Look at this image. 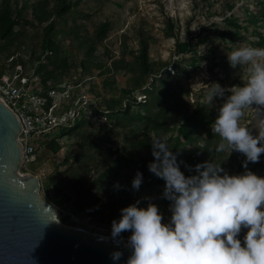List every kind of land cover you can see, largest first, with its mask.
Instances as JSON below:
<instances>
[{
    "label": "rangeland",
    "instance_id": "obj_1",
    "mask_svg": "<svg viewBox=\"0 0 264 264\" xmlns=\"http://www.w3.org/2000/svg\"><path fill=\"white\" fill-rule=\"evenodd\" d=\"M258 2L259 0H80L76 9L78 11V31H73L71 20L68 24L61 23L57 26V39L63 43L62 52L67 56L69 65V70L58 71L60 73L58 85L61 87L60 89H67L71 93V98L69 100H65V98L61 103L59 112L70 106L77 108V102H73L79 98L82 99V102L87 100L88 103L84 104L83 110L90 118L91 125L82 129L84 135L74 133L60 138L62 149L58 153L49 151L41 139L38 144V160L36 163L28 165V168L40 175L42 184L50 176H54L55 181L60 179L62 173L67 171L71 164H74V170L80 171L79 163H74L73 160L80 151V143L83 141V136L87 134L86 131L89 129L94 131L96 138L102 136L106 130V120L101 118L96 111L97 101L104 104L109 97L119 96L120 90L129 86L135 69L130 70L126 64L134 63L141 33L148 38L151 62L159 65H172L181 57L175 52L178 41L193 39L196 42L200 36L206 38V41H203L198 47V52L208 55V58L202 61L199 70L192 72L190 76H185L182 84L175 87L182 90V93L190 90L188 99L192 104L191 107L193 108L197 102L203 104L213 111L215 121L218 108L223 100L219 97L213 98V100L209 99L214 84H219L226 89L232 86H243L248 76L245 67L233 68L230 66L227 53H231L241 46L264 48L252 44V40H255L256 36L253 33V26L247 20L248 16L245 11L246 6L252 10L260 9ZM230 4H234L233 9H229ZM232 13H235L248 27L246 30L248 33L246 31L243 33L247 36L246 38L235 36L231 40L222 36L223 29H231L224 18ZM105 21H110L112 29L104 41L97 42L93 39L94 33ZM169 22L174 24L175 34L173 36L168 35ZM203 27L212 30L204 31ZM25 30L26 33L20 38L19 48L13 57L7 59L5 53H0V71L4 70L3 74H12L13 76L21 71L24 75L33 78L40 89L43 86L41 76L35 72L38 62H30V57L32 54L37 56L42 52L43 26L30 25ZM259 30L264 31V26ZM91 39L93 41H90ZM92 45L95 46L93 53L90 49ZM186 56L190 57V54H186ZM16 59H22L24 62L18 60L16 66L13 67V62ZM123 59L125 62H121ZM117 61H119L118 70L112 68V64ZM83 63L86 66L84 68H82ZM99 63L106 65L100 68L97 66ZM230 94V92H226L225 96ZM137 95L139 99L144 100L145 95L142 92H138ZM92 102H96L93 107ZM262 120H264V110L253 105V107L245 109L241 124L249 127L255 136L258 135L257 127ZM108 127L113 129L111 140L101 142L99 147H95L92 150L95 157L86 159L88 163L94 165L96 159L104 155L109 147L118 148L123 145L126 137H132V132L129 129L115 128L111 124H108ZM170 134L171 132H168L165 136ZM204 139L203 134H200L199 143L184 141L174 153L178 162H181L182 172L189 168L188 162L192 163V159L204 163L206 159L210 158H203L205 157L202 150ZM70 151L72 154L66 161ZM213 154L211 152L210 155ZM223 157L226 162V170L230 175H240L246 171L244 166L242 169L239 168V162L243 161L245 157L242 153L226 149ZM247 169L264 177V154L260 156L259 162L253 163L250 167L247 166ZM21 172L27 173L28 171L21 168ZM97 176L98 172L92 171L83 179L87 181ZM135 176L136 174L125 175L123 172L118 178L112 180V184L106 190L99 191V194L103 196L91 215L87 212L77 215L70 208L64 209V213L71 217L67 225L84 227L92 232L111 235L113 220L118 221L121 218V209L123 208L119 201L125 194L131 197L132 204L139 200V207L146 208L149 202L155 203L163 214V222L168 223L171 218L169 211L171 201L162 198L165 181L157 176H150L148 180L143 179L137 191L132 188ZM71 193L73 199L80 194H76L74 190H71ZM42 195L48 200L43 191ZM100 209H104L106 214L104 223H100V215L97 213L102 211ZM247 231L248 229H242L240 233L239 238L242 242ZM131 234L130 231L123 232L121 239H128Z\"/></svg>",
    "mask_w": 264,
    "mask_h": 264
},
{
    "label": "trees",
    "instance_id": "obj_2",
    "mask_svg": "<svg viewBox=\"0 0 264 264\" xmlns=\"http://www.w3.org/2000/svg\"><path fill=\"white\" fill-rule=\"evenodd\" d=\"M79 2L80 0H21L20 4V0H0V53H5L7 59L16 54L19 40L25 35L27 26H43L42 52L37 56L32 54L30 62H38L35 72L40 74L43 85L38 93L47 97V107L52 103L48 91L52 88H61L58 85V75L60 74L58 71L69 70L68 58L62 52L63 43L57 39V26L61 23L68 24L71 20L73 31H78V11L76 9ZM258 3L260 9L252 10L246 6L245 11L248 16L247 20L253 26V33L256 36V39L252 40V44L264 47V31L259 30L264 26V0H259ZM233 7L234 4L229 5V9H233ZM68 14L70 15L68 16ZM224 20L231 29H223V37L226 39L228 37L231 40L235 36L247 37L243 33L248 30V27L235 13L226 16ZM111 29L110 21L101 23L96 29L93 39L97 42L104 41ZM203 30L210 32L212 29L203 27ZM246 32L248 33V31ZM174 34V24L169 22L168 35L173 36ZM203 41H206V38L201 36L196 42L193 39L178 41L175 52L181 57L172 65H159L151 62L148 38L141 33L134 63L126 64L130 70L135 69L129 86L122 88L119 96L109 97L104 104L97 101L96 111L101 118L106 120V130L102 136L96 138L94 131L91 129L86 131L87 134L83 136V141L80 143V151L73 160L74 163H79L80 171L74 170V164H71L67 171L62 173L60 179L55 181L54 176H50L43 181L42 191L55 206L58 217L63 223L69 224L71 218L69 214L64 213L66 208L72 209L77 215L84 212L91 215L103 196L99 194V191L106 190L112 184V180L118 178L123 172L125 175H129L139 171L145 176L143 179L146 180L150 176L156 177L148 169V165L154 161L151 142L156 138L165 139L172 152L175 153L184 141L199 143V135L203 134L205 138L202 145L205 154L203 158L210 157L208 160L206 159V162L215 161L227 172L223 157L225 150L222 152L216 150L220 139L213 135L210 127L214 121L213 111L199 102L192 108L188 99L190 90L182 93V90L175 87L182 84L185 76H190L192 72L199 70L202 61L208 58V55L198 52V47ZM94 47V45L90 46L91 53L94 52ZM186 54H190V57H187ZM18 60L24 62L22 59H16L13 62V67L16 66ZM118 62H114L112 68L118 70ZM121 62H125V60L123 59ZM105 65L97 64L100 68ZM84 67L86 66L83 63L82 68ZM3 73L4 70L0 71V77ZM29 80H32L30 76ZM138 92L145 95L144 100L138 98ZM94 104L96 102L91 103L92 107ZM108 124L115 128L129 129L132 132V137H126L123 145L118 148L109 147L104 155L96 157L98 159L94 165L90 164L86 159L95 157L92 150L99 147L101 142L111 140L113 129L109 128ZM90 125L91 120L83 111L73 125L58 127L55 132L42 138V142L49 151L58 153L62 149L60 138L74 133L84 135L82 129ZM168 132L171 134L165 136ZM211 152L214 154L210 155ZM71 154L70 151L66 161ZM246 159L244 157L243 161L239 162L240 169L243 168ZM192 161V163L188 162L192 171L189 168L183 171L186 176L197 174L194 170L195 166L202 164L197 159H192ZM251 165L253 163L248 162L247 166ZM92 171H97L98 176L85 181L83 179L85 175L91 174ZM71 190L80 194L73 199ZM119 202L122 208L132 204L131 197L127 194L123 195ZM100 210L102 211L97 212L100 215V223H104L106 214L104 209Z\"/></svg>",
    "mask_w": 264,
    "mask_h": 264
},
{
    "label": "clouds",
    "instance_id": "obj_3",
    "mask_svg": "<svg viewBox=\"0 0 264 264\" xmlns=\"http://www.w3.org/2000/svg\"><path fill=\"white\" fill-rule=\"evenodd\" d=\"M227 59L233 68L245 67L248 76L243 86L226 89L214 84L209 99L219 97L223 103L210 127L220 139L216 150L242 153L246 171L229 175L208 161L195 166L197 174L186 176L167 141L153 139L154 161L148 169L165 181L162 198L171 201V218L164 223L159 207L151 202L145 208L138 200L121 209L111 237L119 244L123 232L132 233L126 264H264V177L247 169L248 162L257 163L264 154V120L255 136L241 124L245 109L255 105L264 110V48L241 46L227 53ZM142 181L138 171L132 188L138 191ZM242 229H248L243 242ZM122 255L115 251L111 258L119 261Z\"/></svg>",
    "mask_w": 264,
    "mask_h": 264
},
{
    "label": "water",
    "instance_id": "obj_4",
    "mask_svg": "<svg viewBox=\"0 0 264 264\" xmlns=\"http://www.w3.org/2000/svg\"><path fill=\"white\" fill-rule=\"evenodd\" d=\"M22 124L0 99V264H126L111 235L63 223L36 174L22 173ZM103 237L104 239H101ZM123 253L119 261L111 254Z\"/></svg>",
    "mask_w": 264,
    "mask_h": 264
},
{
    "label": "built area",
    "instance_id": "obj_5",
    "mask_svg": "<svg viewBox=\"0 0 264 264\" xmlns=\"http://www.w3.org/2000/svg\"><path fill=\"white\" fill-rule=\"evenodd\" d=\"M33 78L19 71L18 74H3L0 77V99L18 116L22 124L20 140L23 146V166L31 174H39L28 168L38 160L39 140L56 131L60 126H71L81 116L88 101L79 98L77 108L67 107L59 112L61 103L71 98V93L63 89H50L48 96L52 103L47 107V97L40 95ZM73 105V104H72ZM23 173V172H22ZM41 178V177H40ZM126 243L128 239L124 240Z\"/></svg>",
    "mask_w": 264,
    "mask_h": 264
},
{
    "label": "bare ground",
    "instance_id": "obj_6",
    "mask_svg": "<svg viewBox=\"0 0 264 264\" xmlns=\"http://www.w3.org/2000/svg\"><path fill=\"white\" fill-rule=\"evenodd\" d=\"M124 240V239H123Z\"/></svg>",
    "mask_w": 264,
    "mask_h": 264
}]
</instances>
